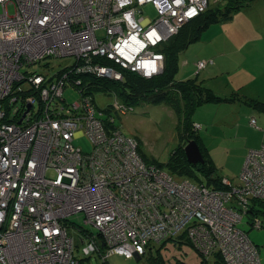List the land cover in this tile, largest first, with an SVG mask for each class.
Returning a JSON list of instances; mask_svg holds the SVG:
<instances>
[{
    "label": "built area",
    "instance_id": "obj_1",
    "mask_svg": "<svg viewBox=\"0 0 264 264\" xmlns=\"http://www.w3.org/2000/svg\"><path fill=\"white\" fill-rule=\"evenodd\" d=\"M148 4L153 19L142 15ZM211 5L0 0V264H80L77 251L104 260L141 258L153 241L184 228L204 256L218 251L226 264H262L240 224L252 201L264 200V145L248 152L237 185L224 177V189L180 182L147 163L136 137L113 117L104 121L81 87L86 75L122 81L123 70L145 78L162 74L163 46ZM59 58L74 62L52 75L32 71L37 65L53 70L48 60ZM211 63L197 61V72ZM69 88L80 100L65 97ZM114 108L128 114L135 106L117 101ZM82 136L92 150L75 144ZM78 213L97 233L69 232V217ZM250 220L251 228L263 225Z\"/></svg>",
    "mask_w": 264,
    "mask_h": 264
},
{
    "label": "crops",
    "instance_id": "obj_2",
    "mask_svg": "<svg viewBox=\"0 0 264 264\" xmlns=\"http://www.w3.org/2000/svg\"><path fill=\"white\" fill-rule=\"evenodd\" d=\"M210 1L212 4V0ZM220 2L221 0H214V4ZM232 2L234 1L230 0V5ZM252 2L253 0L241 10L236 9L229 18L234 24L232 42L235 48L231 52L224 49L216 52L217 63L213 58L206 56L199 58L213 59V63L203 69L215 67L213 70L207 71L203 77H200L202 70L197 72V62L191 66L187 59H183L182 68H180V55H185L189 48L202 41V34L195 40L196 43L179 52L175 74V80H186L198 76V79L212 88L215 93L222 89L224 92L233 94L222 96L230 99L209 101L197 106L194 113L205 105L211 106L213 116L202 121L200 119L193 121V123L199 122L202 126L201 129L205 128V133L209 136L210 142L206 143L203 137L200 140V145L204 148L202 153L213 162L216 168L215 177L228 178L235 185L240 183L239 175L248 152L264 145V109L251 104L246 99L248 97L258 101L264 100V16L262 14L264 0H257L253 5ZM234 17L238 19V22L233 21ZM258 47H260V51ZM209 80L212 81L213 86L209 85ZM210 110V108L206 109V111ZM253 118L256 121L255 125L251 124ZM218 170L221 174L218 173ZM211 180L207 176V181ZM251 204H262L260 206L264 215V200H253ZM263 227L264 223L258 233L253 235L251 232L249 234L251 240L259 245L262 264H264ZM222 261L219 257L213 256L202 260V263L222 264Z\"/></svg>",
    "mask_w": 264,
    "mask_h": 264
},
{
    "label": "rangeland",
    "instance_id": "obj_3",
    "mask_svg": "<svg viewBox=\"0 0 264 264\" xmlns=\"http://www.w3.org/2000/svg\"><path fill=\"white\" fill-rule=\"evenodd\" d=\"M236 1V0H233ZM252 1V0H251ZM251 1L244 2L242 0L238 5V9H242L249 5ZM257 0H253L252 5ZM230 4V0H221L220 3L214 4V0H212V7L210 10L217 8H227ZM230 9V8H229ZM228 9V10H229ZM262 10V9H261ZM262 14L264 16V9L262 10ZM143 17L153 19L156 17V11L154 10L151 4H148L143 7ZM232 21V20H231ZM230 21V19H224L216 22L209 23V25L201 31L199 36L203 34V40L197 44L195 41H191L188 43L187 48L190 45H193L191 48L187 50L185 55H180V68H182L183 59H187L191 64V66L199 60L200 57L206 56L208 58H213L217 63L216 52L218 53L221 50L232 51L235 48L234 43L232 42L234 32V24ZM234 22H238V19L234 17ZM214 24V25H213ZM216 24V25H215ZM213 25L209 30L204 32L209 26ZM204 32V33H203ZM99 35H102V31L98 32ZM260 51V47H258ZM199 59V60H198ZM206 59V60H213ZM227 59V57H226ZM50 64L54 66L53 70H48L43 66H35L32 71H38V73L52 75L55 72L59 71L62 67L69 66L73 64L74 60L70 58H59V59H51L48 60ZM215 67H209L206 70H202L200 73V77H203L207 71L213 70ZM179 76V75H178ZM177 76V77H178ZM205 85V84H204ZM209 85H212V81L209 80ZM218 95L221 96H231L230 92H224V90H217ZM65 97L70 102H76L80 100V94L77 90L73 88H69L65 92ZM95 102L98 107L104 108L107 105L111 104L113 101V97L109 96L106 93H101L97 91L95 96ZM136 103V102H133ZM210 108V111H206V109ZM194 113V112H193ZM213 116V110L211 106H201L198 111L192 115V120H203L208 117ZM116 117V125L120 127V129L127 135L137 136L140 140L143 150L146 153L147 157H151L157 161L158 164L163 166L168 172L173 174V177L177 181H191L194 183H198V181L205 182L210 187H214V182L211 183L207 181V175L201 172L198 169L190 168L186 163H180L179 161H174L175 164L170 161L175 156L176 152L179 149L184 150V146L187 143V136L184 135L183 128L184 123L181 122V117L174 111L173 108L168 107V105H154L149 102L138 103L136 104V110L130 114L124 115H115ZM199 123V122H197ZM195 127V126H194ZM196 135L199 140L204 137L206 143L209 141V136L205 133V128L194 129ZM214 143V142H213ZM77 146H81L84 150L90 151L93 148L92 142L87 136H82L75 141ZM221 161V160H220ZM176 165V166H175ZM219 171V170H218ZM219 174L220 171L218 172ZM261 210L260 220L264 223L263 218V210L262 207L259 206ZM85 216L82 213L74 214L69 217V221H71L72 226L69 227V232L77 237L79 232V227H84L90 231H94L97 233L96 229L84 222ZM248 216L245 217L244 222L240 224V227L247 231L249 234L253 232H259V229L251 227L247 223ZM264 230V227H263ZM250 237V235H249ZM186 238V237H185ZM184 238V239H185ZM251 238V237H250ZM180 239H183L180 237ZM187 239V238H186ZM78 243L81 242L77 239ZM161 264H205L202 263V260H205L199 253L188 243H177L175 244L173 241H169L166 245L164 244L161 247ZM76 255L80 258V264H150L151 260L149 256L143 255L141 258L133 257V258H125L123 256L117 254H111L104 260L98 253H94L90 256L83 255L80 251L76 252ZM154 258H157L154 256ZM155 264V262L151 263ZM224 264V263H222Z\"/></svg>",
    "mask_w": 264,
    "mask_h": 264
},
{
    "label": "trees",
    "instance_id": "obj_4",
    "mask_svg": "<svg viewBox=\"0 0 264 264\" xmlns=\"http://www.w3.org/2000/svg\"><path fill=\"white\" fill-rule=\"evenodd\" d=\"M241 1L242 0H236L232 2L231 5L229 4L227 8L220 7L217 9H213V11L210 10V8H213L212 6H210L206 12L186 23L183 26V28L180 30V32L177 35H175L170 41H168L167 44H165L162 48V51L166 55V60H165V70L161 75H158L153 78H145L139 75L138 73H134L129 70H123L124 78L122 81H115V80L103 79L95 76L86 75L85 77H83V81L81 85V87L85 89L84 94L86 98L91 99L98 112H103V116L101 117L103 118L104 121L108 122L109 117L110 116L113 117L114 125H116L115 115L118 114L120 116L125 114L122 113L121 110L114 108V103L117 101L134 105L135 108L130 113L135 112L136 104L142 102L145 103L149 102L150 104H154V105H163V104L166 106L168 105L169 107L173 108L174 111L177 112L179 117L182 116L181 122L182 123L185 122L183 132L184 135L187 136V140L195 139L198 142L200 148L204 149L203 146L200 145V140L198 139L193 127L194 123L192 120V115L195 108L209 101L227 100L230 98L229 97L225 98L220 95H217L212 90V88L208 87L207 85H204L203 82H201L198 79V76L186 80H175V76H176L175 74L177 72L176 65L178 60V54L180 51H183L187 47L189 42L197 40L199 38V34L201 33V31L205 29L209 25V23L224 19H229L231 15L234 13V11L239 8L238 4ZM248 1L251 0H244V2H248ZM102 61L105 64H110L111 62L108 59L107 60L103 59ZM97 91L112 96L114 98L112 103L104 108L98 107L94 98ZM246 99L251 104L264 109V100L258 101L257 99L248 98V97H246ZM136 139L139 142L138 149H139V154L142 156V158L147 163L157 164L158 166H161L160 164L157 163V161H155V159L146 156L142 144L140 140L137 138V136ZM203 157L206 161L203 164L199 163L197 164L198 166L189 164L186 158V154L182 148L176 152L175 156L170 162L173 164H175L174 161H179L180 163H186L190 168L198 169L201 172L205 173L207 176H209L212 179L209 182L211 183L214 182L215 184L214 187L224 189L225 187H223V185L221 184L222 177L219 176L215 177L216 168L213 162L210 159H208L204 155V153H203ZM198 182H202V181H198ZM260 205L262 204H251V208L249 211L250 216L248 217L249 222L251 221L250 219L254 217H260L261 215V210L259 208ZM180 237L183 239H180ZM191 238L192 237L189 236L188 230L184 228L175 235L166 236L160 241H153L147 247V251L145 255L149 256L151 263L155 262V264H161V259H162L161 247L164 244L166 245L169 241H173L175 244L177 243L191 244V246L205 260L213 256H217L220 258L221 261L223 260L222 262L224 264H226L222 255L218 251H215L207 256L202 255L201 254L202 252L194 244ZM253 243L255 244V246L259 251V245L256 244L254 241ZM154 256L157 258H154Z\"/></svg>",
    "mask_w": 264,
    "mask_h": 264
},
{
    "label": "water",
    "instance_id": "obj_5",
    "mask_svg": "<svg viewBox=\"0 0 264 264\" xmlns=\"http://www.w3.org/2000/svg\"><path fill=\"white\" fill-rule=\"evenodd\" d=\"M184 152L190 164L196 166L199 163L203 164L205 162L202 149L200 148L198 142L195 139L187 140V143L184 146Z\"/></svg>",
    "mask_w": 264,
    "mask_h": 264
},
{
    "label": "bare ground",
    "instance_id": "obj_6",
    "mask_svg": "<svg viewBox=\"0 0 264 264\" xmlns=\"http://www.w3.org/2000/svg\"><path fill=\"white\" fill-rule=\"evenodd\" d=\"M107 60V59H106ZM206 162V161H205ZM190 164V163H189ZM198 166V165H197ZM259 218V217H258Z\"/></svg>",
    "mask_w": 264,
    "mask_h": 264
},
{
    "label": "flooded vegetation",
    "instance_id": "obj_7",
    "mask_svg": "<svg viewBox=\"0 0 264 264\" xmlns=\"http://www.w3.org/2000/svg\"><path fill=\"white\" fill-rule=\"evenodd\" d=\"M224 187V186H223ZM226 188V187H225Z\"/></svg>",
    "mask_w": 264,
    "mask_h": 264
}]
</instances>
